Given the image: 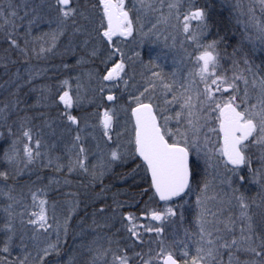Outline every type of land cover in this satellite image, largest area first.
Here are the masks:
<instances>
[{"label":"snow or ice","instance_id":"6c2138e0","mask_svg":"<svg viewBox=\"0 0 264 264\" xmlns=\"http://www.w3.org/2000/svg\"><path fill=\"white\" fill-rule=\"evenodd\" d=\"M221 2L0 0V264H264V0Z\"/></svg>","mask_w":264,"mask_h":264},{"label":"rangeland","instance_id":"374dc122","mask_svg":"<svg viewBox=\"0 0 264 264\" xmlns=\"http://www.w3.org/2000/svg\"><path fill=\"white\" fill-rule=\"evenodd\" d=\"M201 2L205 3L206 6H208L210 18H212L214 13L218 14V13H225V12L230 13L231 12V9L227 5L222 4L221 0H201ZM243 2L247 3V0H243ZM262 55H264V53H257V56H256L257 63H259V59ZM86 110L90 111V109H86ZM252 191L253 192L255 191L254 187L252 188Z\"/></svg>","mask_w":264,"mask_h":264},{"label":"flooded vegetation","instance_id":"af4514ba","mask_svg":"<svg viewBox=\"0 0 264 264\" xmlns=\"http://www.w3.org/2000/svg\"><path fill=\"white\" fill-rule=\"evenodd\" d=\"M229 16H230V13L229 12L216 14V18H218V17L221 18L223 20V22H224V25H227V26L231 27L232 25L229 24V19H228ZM237 28H238V26H237ZM234 41H235L234 39L233 40H230V43H234Z\"/></svg>","mask_w":264,"mask_h":264},{"label":"trees","instance_id":"16d2710c","mask_svg":"<svg viewBox=\"0 0 264 264\" xmlns=\"http://www.w3.org/2000/svg\"><path fill=\"white\" fill-rule=\"evenodd\" d=\"M216 14H217V13H216ZM216 14L214 13L213 16H212V20H213V21H216V20H217V18H216ZM41 63H43V62H41ZM25 90H26V89H25ZM32 99H34V97H32ZM30 102H31V100H30ZM23 179H27V177H24ZM21 182H23V180H22ZM106 182H107V181H106ZM128 182L131 183L130 180H129ZM116 187H124V185L121 184V183H117V184H116Z\"/></svg>","mask_w":264,"mask_h":264}]
</instances>
